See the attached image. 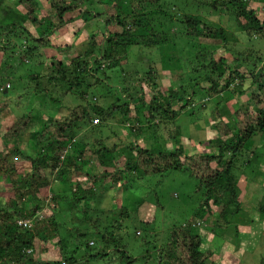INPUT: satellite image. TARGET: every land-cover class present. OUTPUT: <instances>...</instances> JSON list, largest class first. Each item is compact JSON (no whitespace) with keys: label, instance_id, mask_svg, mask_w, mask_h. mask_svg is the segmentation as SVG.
<instances>
[{"label":"trees","instance_id":"16d2710c","mask_svg":"<svg viewBox=\"0 0 264 264\" xmlns=\"http://www.w3.org/2000/svg\"><path fill=\"white\" fill-rule=\"evenodd\" d=\"M45 1L46 14L43 16L38 14L41 8L38 0H16L15 6L16 8L20 7L22 12L19 9H14V13L17 11L15 20L5 18V14L7 15L9 12L8 9H3L0 19L2 23L0 26V54L11 48H13L12 51L17 52L16 45L10 39L12 36L15 38L23 36L21 52L24 53V61H28L27 56L32 55L33 51H38L40 48L53 49L61 56L65 53L70 54V51L75 49L72 44L59 43L58 45L52 39V35L61 30L65 24L73 22L74 20L69 16L74 14L79 6L88 4L91 0ZM185 1L177 0L175 7H179V2L186 7ZM192 1L201 6L200 9H205L204 12L207 11L205 13L207 15L210 11L221 9L228 12L240 32L247 38L259 40L264 37V19L259 18L258 7L254 6L256 0ZM259 1L264 4V0ZM160 4L161 0H111L109 3L98 0V5L102 6L106 13L104 26H110L111 30L109 29L107 33L105 31L103 34L97 33V30L94 31L95 29L88 32L89 34L85 38L83 37V40L86 41L84 50L79 55L72 56L74 57L72 58L74 59L73 65L72 61L67 66L63 61L54 59V57V62H52L54 70L43 75L32 73L30 79L38 82L42 78H48L50 82H61L69 88L84 86L86 90H92L101 83L97 77L91 82L93 76L99 74L101 67H105L106 64L109 69L116 67L113 64L131 46H152V44L160 42L161 39L160 44L162 45L166 32H171V41L177 34L183 35L186 44L189 43L191 46L198 39L219 42L221 45L229 43L231 34L223 27L207 22L204 19L205 15L185 11L176 13L172 10L169 13L168 11L157 12L158 14L150 16L149 9ZM8 7L11 8V11L13 10V7ZM189 7L196 6L189 5ZM78 15L84 24H88L90 21L99 19L101 12L99 10L94 12L83 10ZM161 15L162 18H159ZM85 26V30H87L88 26ZM193 48H189V51ZM201 53L203 52L195 55H193L194 52L186 54L188 57L190 56L186 59L187 62L197 60L196 62L199 64L192 66L191 71L188 72L190 79L187 91L179 99L184 100L183 105L174 109L176 95L171 91L172 88H168L167 102H157V98L162 99L163 95H159V93L153 95L152 104L148 107V116L154 117L155 120L159 114L167 121L175 120L181 110L197 96L198 91L207 96H213L230 91V88L233 87V91L242 95L245 92L241 88L248 83L250 90L248 89L247 93H249L248 98L251 101L246 102L243 108L234 111L233 125L229 126L219 120L221 115L216 110L210 114L212 121L217 120L213 125L217 136L229 138L225 141L218 138L214 140L218 146L212 152L190 155H184L182 148L162 151L129 144L127 146L128 155L124 157L121 168L92 174L83 169L82 159L86 145L82 144L76 135L78 124L85 120L91 122L94 115L100 120L106 121L117 112L129 113L130 106L135 101V98L132 97L137 98V96L128 94L126 96L127 107L125 108L118 105L117 101L113 102L109 99L112 103L103 109L102 106L93 104L94 102L91 100L85 105L79 104L62 118L48 119L42 129L35 134L36 143L44 148L42 153L29 157L23 155L18 147L10 149L6 147L0 150V178H6L11 187L10 196H7L3 205L0 206V264H136L138 262H142L141 264H209V259L215 253L211 249L212 241L206 242L208 234H211L215 241L220 240V243L221 239L229 234L228 231L231 229L234 218L236 224L234 225V241L238 245L236 217L240 214L242 206L240 192L236 185L237 180L232 171L236 168L237 159L246 149L248 141L257 132L264 131V101L262 98L264 94V62H261L264 58L260 59L254 56L255 53L247 51L246 53H237L231 59L219 57L217 60L213 58L207 60L203 56L207 61L201 62L199 59L202 56ZM78 56H82V58ZM37 65L40 66L41 63L36 62L35 66ZM66 66L67 68L73 66L71 78L66 76L64 70ZM176 67V69L180 68L177 64ZM53 71L55 74H52ZM148 74L151 76L150 73ZM198 75L202 78V82L207 83L208 86H200L196 80ZM155 76L153 75L151 80H154ZM105 78L107 79V77ZM190 87L200 90L192 93L193 90ZM4 89L6 88L4 87L2 91ZM35 89L38 90V85L35 86ZM86 90L80 91L82 100L87 95ZM250 102L256 106L262 104V107L257 108L256 111L253 110L255 112L253 113L248 110L251 107ZM156 105L157 107H153ZM7 107L8 100L1 97L0 117ZM33 121L30 114L21 116L5 129L0 139L3 142L18 139L28 131V128L34 123ZM77 139L80 146L76 142ZM89 152L92 153L97 167H104L109 162V158L116 159L117 151L113 145L111 148L89 149ZM15 156L23 157L28 165L27 170L17 173L18 169L11 161ZM168 171H184L195 180L194 191L196 194H202L200 207H205L203 208L204 215L211 213L210 204L216 207L218 212L211 227H203L201 226L202 221L193 219L167 225V230L163 233H158L154 229L155 232L149 233L148 239L143 241L141 239L148 251H145L144 255L139 258L131 256L127 244L120 235L114 233V230L100 231L97 229L95 231L98 240L97 246L91 247L90 242L93 243L92 245L94 242L86 241L85 247L78 248L76 251L78 257L72 252L68 253L69 250H66L57 235V208L52 203L57 204L63 199V203L74 213L79 205L90 204L99 192L101 194L113 191L115 189L113 186L119 183L125 184L128 177L134 175L148 177ZM80 175L83 176L84 183L78 181L74 185L69 184V195L61 198L60 195L51 191V184L55 178L62 179L64 176L78 178ZM124 175L126 178H123ZM107 181H109V185L106 184ZM146 199L159 204L157 195L154 198L148 195ZM141 201L136 202L135 212L140 207ZM50 202L52 203L50 204ZM49 205L54 207L50 208ZM257 210L264 216V194L262 201L257 205ZM39 213L42 217H39ZM127 216L128 211L125 207H121L116 225L120 227L122 218ZM18 220H32L31 228L19 227ZM142 225H146L147 233L149 224L142 222ZM83 237V233H77V239ZM77 239L75 238V242ZM54 240H56L55 246L58 249L59 260H37L34 255L38 244L46 246L47 243Z\"/></svg>","mask_w":264,"mask_h":264},{"label":"rangeland","instance_id":"374dc122","mask_svg":"<svg viewBox=\"0 0 264 264\" xmlns=\"http://www.w3.org/2000/svg\"><path fill=\"white\" fill-rule=\"evenodd\" d=\"M15 1L0 0V19L5 8L9 12L7 15L5 14V18L11 20H15L17 16V11L16 13L13 12L14 9H19L22 12L20 7L16 8ZM38 1L41 4L38 14L43 16L46 14V1ZM101 1L111 2V0ZM176 1L161 0L160 5L149 9L150 16L158 14L157 12L168 11L169 13L172 10L176 13L185 11L205 15L204 19L207 22L221 26L231 34L229 43L221 45L219 42L198 39L191 46L189 43V45L186 44L183 35L177 34L175 39L171 41V32H166L163 36L162 45L160 44L161 39L160 42L152 44V46H131L126 51L127 53L125 52L113 64L116 67L109 69L107 64L105 67H101L99 74L91 79L93 82L94 78L97 77L101 83L92 90H86L84 86L82 88L75 86L69 88L61 82H50L48 78H42L36 82L30 79V75L32 73L43 75L54 70L52 67L54 59L63 61L67 66L72 61L73 65L74 59L72 58L79 55L85 48L86 41L83 39L89 34L88 32L95 29L94 31L97 30V33L103 34L105 31L107 33L109 29L111 30L110 26H104L106 13L103 11L104 8L98 5V0H91L88 4L79 6L76 12L69 16L74 21L65 24L61 30L52 35V39L58 45L59 43L74 45L75 49L71 50L70 54L65 53L61 56L53 49L40 48L37 49L38 51H33L32 55L27 56L28 61H24V53L21 52L24 42L23 36L21 38L10 37L16 45L17 52L12 51L13 48H11L0 54V87L4 88L6 84L10 85L8 89L0 91V98L5 97L8 100V107L0 117V138L5 129L21 116L30 114L34 123L18 139L5 142L0 139V150L6 147L8 149L18 147L23 155L33 157L37 153L43 152V146L36 143L35 134L42 129L48 119L62 118L79 104L85 105L91 100L94 102L93 104L102 106L103 109L112 103L109 99L113 102L117 101L118 105L125 108L127 107L126 96L128 94L137 96V98L131 96L135 98V101L131 104L129 113L117 112L106 121L91 114L93 116L91 122L85 120L78 124L76 135L81 143L86 145L82 159L84 170L97 174L101 171H113L115 168H121L124 157L128 155L127 146L129 144L162 151L182 148L184 155H190L212 152L218 146L214 140L218 138L225 141L229 138L217 136L213 127L217 120L212 121L210 114L216 110L221 115L219 120L229 126L233 125L234 111L243 108L244 104L250 100L248 98L249 93H247L250 90L248 83L241 88L245 92L242 95L233 91V87L230 88V91L213 96L200 93L199 88L190 87L193 90L192 93L198 91L197 96L181 110L175 120L167 121L159 114L157 115L158 118L154 120V117L148 116V107L152 104L153 95L157 93L163 95L162 99L155 97L157 102H167L168 88H172L171 91L176 95L174 109L183 105L184 100L179 99L187 91V84L190 79L188 72L191 71L192 66L199 64L196 62L197 60L187 62L186 59L190 56L188 57L186 54L194 52L193 55H195L203 52L204 54L201 53L202 56L199 59L201 62H206L209 58L217 60L219 57H226L231 59L237 53L249 51L262 59L264 58V37L259 40H255L253 37V39L247 38L245 34L240 32L228 12L223 9L210 11L207 15L205 14L207 11L204 12L205 9H200L201 6L192 0L185 1L186 7L180 2L179 7H175ZM256 2L254 6L258 7L259 18L263 20L264 4H261L259 0ZM189 5L196 7H189ZM8 6L13 7V10L11 11ZM83 10L92 12L99 10L101 17L84 24L78 18V13ZM159 18H162V15ZM85 25L88 26L87 30H85ZM190 46L194 48L189 51ZM78 57L82 58V56ZM36 62L41 63V65L35 66ZM261 62H264V59ZM176 64L180 68L176 69ZM67 66L64 70L66 76L71 78L73 66L69 68ZM52 74L55 72L53 71ZM63 74L65 75V73ZM153 75L156 76L154 80H151ZM196 78L201 87L208 86L207 83L202 82L200 75ZM36 85H38V90L35 89ZM81 90L87 91L84 100L80 97ZM262 98L264 101V94ZM250 105L248 110L253 113L257 108L262 107V104L256 106L252 102ZM153 107H157V105ZM78 139L76 142L80 146ZM113 145L117 151L116 159L109 158L106 166L97 167L89 149L96 150V147L111 148ZM246 145V149L237 159L236 168L232 171L237 180L236 185L240 192L239 197L242 206L240 214L236 217L239 243L236 245L234 241V225H236L234 218L231 229L228 231L229 234L224 239L222 238L220 243V240L217 242L211 234H208L206 242L212 241L211 249L215 253L209 259V264H264V216L257 210V205L262 201L264 194V131L257 132ZM11 161L18 169L17 173H22L23 170L28 169L27 163L21 156H15ZM250 162L253 163L249 164ZM124 177L126 178V175ZM83 180L82 175L78 178L72 176H64L62 179L55 178L51 184V191L63 198L70 194L69 184L74 185L78 181L84 183ZM126 180L125 184L119 183L113 186L115 188L113 191L101 194L99 192L90 204L79 205L74 213L63 203V199L57 204L50 202L57 208V235L66 250H69H67L68 253L72 252L78 257L76 251L78 248H84L86 241L94 242V245L89 244L91 247L97 246L98 240L95 231L107 229L108 231L114 230L115 234L120 235L127 244L131 256L139 258L144 255L145 251H148L141 239L142 241L148 239L149 233L155 232L154 229L158 233H163L167 230V225L193 219L202 221L201 226L203 227H211L216 219L218 211L211 204V213L203 214L205 207H200L202 194L195 193L196 182L184 171H168L148 177L134 175ZM106 184L109 185V181ZM10 193V183L6 178H0V206L3 205L4 199L10 196ZM148 195L151 198L157 195L159 204L148 201L146 199ZM138 200L142 201L135 212V204ZM53 205H49V207L53 208ZM121 207L126 208L128 216L122 218L121 225L118 227L116 222L119 220L118 215ZM39 215L42 217L40 213ZM142 222L149 224L147 233L145 231L146 225H142ZM195 225L197 226V222ZM77 233H83L84 237L77 239ZM75 238L77 239L76 242ZM55 243L56 240L47 243L46 246L39 243L34 257L40 261L59 260ZM149 249L151 250V247Z\"/></svg>","mask_w":264,"mask_h":264},{"label":"built area","instance_id":"2783aa9c","mask_svg":"<svg viewBox=\"0 0 264 264\" xmlns=\"http://www.w3.org/2000/svg\"><path fill=\"white\" fill-rule=\"evenodd\" d=\"M10 86L8 84L5 85V88L8 89ZM3 90V88H1V91ZM40 217V215H39ZM17 225L23 229H29L32 226V220H18L17 221ZM93 243L90 242V245H92Z\"/></svg>","mask_w":264,"mask_h":264}]
</instances>
